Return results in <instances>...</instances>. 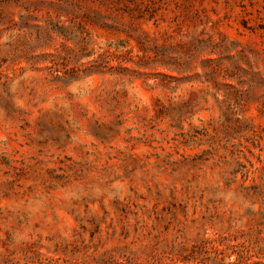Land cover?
Masks as SVG:
<instances>
[{
    "label": "rangeland",
    "instance_id": "374dc122",
    "mask_svg": "<svg viewBox=\"0 0 264 264\" xmlns=\"http://www.w3.org/2000/svg\"><path fill=\"white\" fill-rule=\"evenodd\" d=\"M0 264H264V0H0Z\"/></svg>",
    "mask_w": 264,
    "mask_h": 264
}]
</instances>
